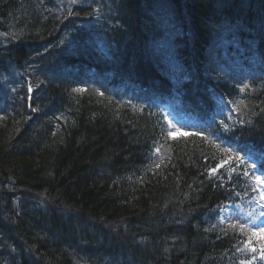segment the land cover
Returning a JSON list of instances; mask_svg holds the SVG:
<instances>
[{
    "label": "trees",
    "instance_id": "1",
    "mask_svg": "<svg viewBox=\"0 0 264 264\" xmlns=\"http://www.w3.org/2000/svg\"><path fill=\"white\" fill-rule=\"evenodd\" d=\"M42 1L0 0V34L21 28L35 37L21 31L23 58L5 56L0 66V264H200L208 250L207 264L243 260L250 235L212 226L196 210L219 195L252 193L239 171L217 178L210 170L227 149L251 146L247 138L264 148V0H88L92 9L78 0L63 13ZM80 10L82 23L97 19L81 32L70 23ZM82 59L89 68H74ZM46 62L74 72L36 69ZM92 65L114 71L121 91L76 76L94 74ZM25 73L43 93L33 106L9 93ZM220 96L234 107L231 124L215 119ZM161 104L196 132L169 135ZM21 115L29 121L11 140ZM156 146L164 158H152ZM131 159L150 170L128 171Z\"/></svg>",
    "mask_w": 264,
    "mask_h": 264
},
{
    "label": "bare ground",
    "instance_id": "2",
    "mask_svg": "<svg viewBox=\"0 0 264 264\" xmlns=\"http://www.w3.org/2000/svg\"><path fill=\"white\" fill-rule=\"evenodd\" d=\"M87 4H88V0L86 1ZM92 3V2H90ZM89 5V4H88ZM86 8H89V9H92V7L89 5V6H86ZM90 12V10H88ZM94 12V11H93ZM77 14H79L80 18L85 15L83 11H77ZM100 15H102V13H98ZM20 29V30H19ZM19 29H14L12 31H9L8 33H3V34H0V66L1 65H7L8 64V61L4 58L5 56H8L7 58L10 59L12 57V55L14 56L13 59H19L21 60V58H23L25 52H26V49H24L23 46V42H22V38H21V31L22 29L19 28ZM78 30V28H77ZM78 31H82V30H78ZM24 36L26 37H32L33 35H29V34H26L24 31H22ZM75 36L72 38L70 37H67L68 39H71L72 41H75L76 39V36L78 35V33L75 32L74 34ZM72 36V35H71ZM32 38H35V37H32ZM68 39L65 40V45L66 46H71L73 45V43H69L68 42ZM21 46V47H20ZM254 48H261V46L259 45H255ZM67 51L69 52V49H67ZM72 54L78 52V46L75 45V47L73 48V50L70 51ZM12 54V55H11ZM81 54H84V53H81ZM10 57V58H9ZM44 66L40 67L37 66L36 69L37 70H40L41 72H47V73H55V72H65V71H69L67 72L66 74L69 75L72 71L73 68V65L70 66V67H66L65 65H71L70 63H65V64H62V65H53L52 63H45L43 64ZM65 66V67H64ZM92 67L94 68L95 72L94 74H91L89 73L88 71L87 72H84L83 74L82 73H78L76 76H80V77H88V76H91V77H94V78H105L106 80H108L109 82H115L114 83V86L117 88V91L120 92L121 91V86H124L125 85V82L124 80L123 81H120L122 80L121 78H117V76L115 75L114 71L110 70L109 69V72L106 70V69H103V68H99V67H95V65H92ZM157 72L159 74H165L168 78V80H172L171 77H168L169 75V71L168 69L163 65V66H160V64H157ZM163 72H162V71ZM60 74V73H59ZM65 74V75H66ZM97 74V75H96ZM99 74V75H98ZM25 75H27V73L23 74L22 76H24L22 79L21 77L18 78L16 81H13L12 83V87L11 89L9 90V93H10V97L11 96H16V95H20V96H23V99L22 100H26L28 105L29 106H33L35 103H32L33 101V95L34 94H37L36 91H33L31 89V91H29V84H32L33 82L30 80L32 79L31 76H27L26 77V81H25ZM116 76V77H115ZM119 81V82H117ZM29 83V84H28ZM68 83V81L66 83H62L63 85H66ZM40 94V92L38 93ZM43 94V93H42ZM42 94H40L38 96V98H43ZM38 98L34 99L35 101L38 100ZM59 116V117H58ZM56 116V119L58 118L60 121L62 119V116L61 115H58ZM2 116H0L1 118ZM56 119H54L52 122V126H51V131L54 132L55 130L58 129L57 127V124H56ZM67 120V119H65ZM19 124L20 127H17L14 131V134L12 136V132L14 130L11 131L10 133V138L11 140H14V138H17V135H20L21 133V128L24 126L25 123H27L29 121V118L26 116V115H21L19 116ZM57 123H59V121H57ZM31 132V131H30ZM30 139H35L34 135H28ZM44 139H47V136H44L43 137ZM246 140V139H245ZM45 142L49 141V140H44ZM247 142L251 143L253 145V141L252 139H248L246 140ZM40 143V142H39ZM41 145L43 143H40ZM244 146L246 145L244 142H243ZM250 145V144H249ZM245 146V148H243L242 150V153H241V157L243 158L244 156H247L249 159H250V155H249V150H251L253 152V150L255 149V151L257 152V154L255 152L256 155H257V159L256 160H252V162H248L250 165L252 163H256L258 166H259V163H260V160H259V155H260V152L261 150H264V148L260 149L259 147H257L256 145H254L255 147L253 148L252 145L251 146ZM42 147H46V145H42ZM158 147L156 146V148H154V150L152 151V158L155 157L156 155V149ZM245 159V158H244ZM128 164H129V167H128V171L134 173L135 171H137L138 167L136 166V164H134L132 162V159L131 160H128ZM158 164V163H157ZM119 166H122L121 164H117ZM125 165L122 166V168H124ZM139 171L142 172V174H146V172H148L150 170V167L148 165V163H145V160L143 162V166L142 168L138 169ZM243 168H240V171L238 172V175H237V179L238 180H243L245 181V188L248 189L251 185L250 181H249V177L248 176H244L243 174ZM260 173V171H259ZM259 176L261 177V179L264 180V173H260ZM234 178V177H233ZM241 193V192H239ZM253 193H249L248 194V197H251ZM232 200V197L231 196H222V195H219L216 197L215 201L212 203L213 206L215 205H224L226 204L227 202L231 201ZM201 204V203H200ZM199 204V205H200ZM211 206V205H202L201 208H198L196 211L201 215V219L202 221H205L204 217L206 218V221L208 224L214 226L217 222H218V217L217 215H215V209L214 207ZM204 216V217H203ZM160 244V243H159ZM81 252V251H79ZM212 259L210 257V253H209V250L206 252L205 254V262H201L200 264H207L208 262H210Z\"/></svg>",
    "mask_w": 264,
    "mask_h": 264
},
{
    "label": "rangeland",
    "instance_id": "3",
    "mask_svg": "<svg viewBox=\"0 0 264 264\" xmlns=\"http://www.w3.org/2000/svg\"><path fill=\"white\" fill-rule=\"evenodd\" d=\"M77 1L78 0H75V2H73V0H52L51 3L46 4L45 0H43L40 3L41 4L40 6L43 8V10L44 9L48 10V8L50 7L49 8L50 10L53 9L56 12L63 13V12H66L69 8L74 7V5L77 4L76 3ZM57 9H59V11H57ZM91 13H92V15L95 14L94 12H91ZM86 19H87V22L82 23L80 16L77 15L76 18L71 20L70 23L74 24V23L79 22L78 23L79 24L78 30H81V28H82V31H86V29H91V27H93L95 25V22L97 20L95 17L91 18V15L87 16ZM78 30H75V31H78ZM68 42L72 43V40L68 39ZM86 50L81 49V53H84V55H87L88 52H86ZM86 62L87 61L83 60V59L79 60V61L75 60L73 62L74 68H75V66H77V67L81 66V67L85 68V67H87ZM75 63H76V65H75ZM85 71L87 72L88 70H85ZM73 72L74 71H72L71 73H73ZM88 72H90V71H88ZM94 73H96V72H94ZM33 91H36V90L34 89ZM36 96H39V94H36ZM181 132L182 131L180 129L174 127L173 128V134H171V135H177V133H181ZM235 150H236V148H232V152L229 153V157L231 156L233 158V161L235 159L236 154H239V156H240L242 153V152L240 153L239 151H235ZM164 153H166L165 149H162L160 157ZM243 158H245L244 160L247 161V166H250V164L248 162H252L251 159H249L247 156H244ZM230 165L234 166L232 161H230ZM230 165H225L224 167L220 168V171H221L220 174H223V171H226L228 174H230V176L233 175V172L231 171ZM240 168H243V171H244L245 165H241L240 167H238L237 171H240ZM214 175L217 176V171ZM256 176H258V175L255 172L254 173L250 172L248 175L249 179L252 180V182H251V191H253L252 196L248 197V198L245 197V199H244L245 201L243 204L228 205L224 211L220 212L219 215L221 217H225L227 219H234V220L238 219L240 221H244L245 224H249L253 228L258 227V228L264 229V216L260 215L261 212H264V207H261V205H264V199H261V196H260V188L264 187V185H262L261 182L264 180L261 179L260 181H257L255 179ZM31 195L33 196L35 201H41V202L47 201L40 194L32 193ZM249 212L252 213V216L244 215V214L249 213ZM248 264H264V258L260 257L259 259L251 260Z\"/></svg>",
    "mask_w": 264,
    "mask_h": 264
},
{
    "label": "snow or ice",
    "instance_id": "4",
    "mask_svg": "<svg viewBox=\"0 0 264 264\" xmlns=\"http://www.w3.org/2000/svg\"><path fill=\"white\" fill-rule=\"evenodd\" d=\"M73 2H75V0H73ZM245 88H247L248 86L245 85ZM243 90V89H241ZM29 91H31V86H29ZM76 91H81V89H76ZM229 103H231V101H229ZM171 123V122H169ZM224 128L227 130L228 126L225 124ZM169 135H171V132L169 131ZM206 139L208 137H205ZM157 151H159V149H157ZM228 152H232V149H227ZM249 155H250V159L252 160H256L257 159V155L255 153H253L251 150H249ZM259 166L256 163H252L250 166H247V161L244 160V158L240 157L239 154H236L235 159L233 161V158L230 156L228 160H224L221 161L219 164H217L216 168L211 169L210 170V174H215L217 169L224 167L225 165H230V161H232V163L234 164V166L230 165L231 170L233 172H235L237 170L238 167H240L241 165H245L244 171H243V175L244 176H248L250 172H257V171H264V150H261L260 155H259ZM255 179L257 181L261 180L260 176H256ZM262 185H264V181L261 182ZM260 196L261 199H264V187L260 188ZM226 205H219L218 206V211H224L226 209ZM261 207H264V205H261ZM246 216H252V213H246L244 214ZM261 216H264V212L260 213ZM221 221L223 222V220L225 219V217H220ZM244 225L241 224L240 227H243ZM261 234L262 237H264V229L261 230ZM246 244L249 245V247H251V239H249L248 241L245 242ZM255 248H252V251H255ZM261 258H264V252H262L261 254ZM253 259H255V257H253Z\"/></svg>",
    "mask_w": 264,
    "mask_h": 264
}]
</instances>
